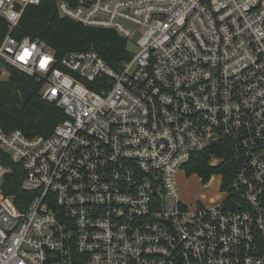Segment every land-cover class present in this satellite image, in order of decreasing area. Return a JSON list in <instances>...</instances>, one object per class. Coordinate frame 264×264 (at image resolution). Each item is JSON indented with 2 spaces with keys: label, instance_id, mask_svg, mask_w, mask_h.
Returning <instances> with one entry per match:
<instances>
[{
  "label": "built area",
  "instance_id": "1",
  "mask_svg": "<svg viewBox=\"0 0 264 264\" xmlns=\"http://www.w3.org/2000/svg\"><path fill=\"white\" fill-rule=\"evenodd\" d=\"M39 1L0 0V18L12 29ZM55 8L137 50L116 71L91 49L59 58L38 37L2 38L0 59L63 118L48 136L0 125V264H264V0ZM221 141L230 184L209 206L185 205L175 175ZM14 170L23 209L3 190Z\"/></svg>",
  "mask_w": 264,
  "mask_h": 264
},
{
  "label": "trees",
  "instance_id": "2",
  "mask_svg": "<svg viewBox=\"0 0 264 264\" xmlns=\"http://www.w3.org/2000/svg\"><path fill=\"white\" fill-rule=\"evenodd\" d=\"M56 0H40L38 4L27 5L23 9L17 24L10 29L5 18H0V42L9 33L18 39L23 36L38 37L54 50L56 57L67 51L91 49L114 69L118 70L132 55L128 50V39L112 29L90 27L79 24L68 17H61ZM1 44V43H0ZM0 65L7 70V78L0 80V125L5 132L20 130L27 136H48L54 126L63 118L60 107L41 98V83L0 59ZM221 157L216 166L208 165L209 156ZM234 162L225 141L194 154L185 164L186 172H195L201 180L213 173H222V187H227L233 177ZM7 175L4 194L15 196V203L20 209L17 198H28L22 191L19 181L22 173L14 170Z\"/></svg>",
  "mask_w": 264,
  "mask_h": 264
},
{
  "label": "rangeland",
  "instance_id": "3",
  "mask_svg": "<svg viewBox=\"0 0 264 264\" xmlns=\"http://www.w3.org/2000/svg\"><path fill=\"white\" fill-rule=\"evenodd\" d=\"M128 50L131 54L137 50L134 40H128ZM7 73L5 67L0 65V80L7 78ZM175 184L180 201L189 207L200 203L209 206L212 202L219 201L223 194L220 173H213L202 181L197 173H187L186 169H180L175 175Z\"/></svg>",
  "mask_w": 264,
  "mask_h": 264
},
{
  "label": "snow or ice",
  "instance_id": "4",
  "mask_svg": "<svg viewBox=\"0 0 264 264\" xmlns=\"http://www.w3.org/2000/svg\"><path fill=\"white\" fill-rule=\"evenodd\" d=\"M31 56V53L25 49L24 52L18 57L21 61H25L27 58ZM42 67L44 66L43 64L41 65Z\"/></svg>",
  "mask_w": 264,
  "mask_h": 264
},
{
  "label": "water",
  "instance_id": "5",
  "mask_svg": "<svg viewBox=\"0 0 264 264\" xmlns=\"http://www.w3.org/2000/svg\"><path fill=\"white\" fill-rule=\"evenodd\" d=\"M135 37V35L133 36V38ZM212 142V141H211Z\"/></svg>",
  "mask_w": 264,
  "mask_h": 264
}]
</instances>
